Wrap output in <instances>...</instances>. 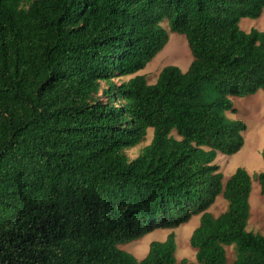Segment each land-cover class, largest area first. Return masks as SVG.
Masks as SVG:
<instances>
[{
  "label": "trees",
  "instance_id": "16d2710c",
  "mask_svg": "<svg viewBox=\"0 0 264 264\" xmlns=\"http://www.w3.org/2000/svg\"><path fill=\"white\" fill-rule=\"evenodd\" d=\"M264 0H0V264H177L176 233L139 259L121 248L200 214L183 264H264L248 230L252 175L215 163L244 145L232 96L264 90ZM187 38V71L136 74ZM136 74L117 82L115 77ZM151 142L136 157L128 149ZM264 159V148L262 149ZM264 194V171L256 173ZM223 195L228 208H209Z\"/></svg>",
  "mask_w": 264,
  "mask_h": 264
},
{
  "label": "rangeland",
  "instance_id": "374dc122",
  "mask_svg": "<svg viewBox=\"0 0 264 264\" xmlns=\"http://www.w3.org/2000/svg\"><path fill=\"white\" fill-rule=\"evenodd\" d=\"M163 26L168 29L169 41L166 46L150 61L145 68L136 74L146 75L150 83H154L163 67L174 64L183 71H187L193 60V55L184 34L172 32L166 21ZM240 28L251 31L253 28L264 30V9L258 18L243 17L240 21ZM115 77L114 80L120 82L135 76ZM233 105L236 111H228V116L243 120L247 129L244 131L245 142L242 148L235 154L228 155L219 152L215 163L224 174V181L231 176L238 167H245L252 175V191L250 195L251 214L248 223V230L264 234V194L261 193L260 183L256 178V173L264 171V159L262 149L264 148V90L260 89L255 94L248 96H232ZM153 128L148 129L146 139L138 146L128 149L131 158L136 157L142 148L151 142ZM228 208V201L219 195L214 204L209 208L214 215H219ZM200 223V214H193L189 221L182 223L174 229L157 228L138 240L131 241L119 246L137 258H143L152 241L165 240L171 231L176 233L177 264H183V260H196V250L190 243L193 230ZM229 264L235 259L234 246H226Z\"/></svg>",
  "mask_w": 264,
  "mask_h": 264
}]
</instances>
